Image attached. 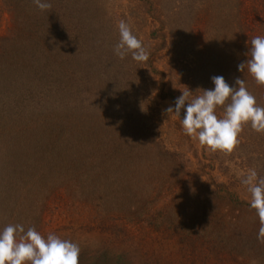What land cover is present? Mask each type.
<instances>
[{
	"label": "rangeland",
	"instance_id": "rangeland-1",
	"mask_svg": "<svg viewBox=\"0 0 264 264\" xmlns=\"http://www.w3.org/2000/svg\"><path fill=\"white\" fill-rule=\"evenodd\" d=\"M151 1L153 6L146 0H47L51 9L40 11L33 0H0V130L8 131L4 140L20 145L10 151L0 148V231L22 222L33 197L49 186L43 180L32 193L19 191L35 172L29 160L36 134L40 139L49 135L52 119H96L116 108L114 93L122 92L134 111L144 112L147 105L157 111V131L166 150L185 163L184 185L176 196L167 193L164 201L141 205L151 217L138 218L135 197L147 194L146 179L163 176L170 160L131 161L112 187L115 194L124 191L113 200L114 215L95 219L60 205L47 212L39 232L77 243L79 264H264L259 219L241 184L251 168L264 177V134L246 126L233 152H214L186 135L179 120L165 112L174 107L183 86L194 95L200 94L197 89L214 88L211 78L224 67L225 43L233 42L226 32V0H195L208 9L206 41L202 47L182 48L179 36L187 41L189 34L187 26H178L176 0ZM120 20L150 53L146 62L114 54ZM216 114L222 116L223 109ZM45 124V131H32ZM3 157L11 164H4ZM22 198L26 207L16 215ZM206 218L213 227L194 232V223Z\"/></svg>",
	"mask_w": 264,
	"mask_h": 264
},
{
	"label": "trees",
	"instance_id": "trees-1",
	"mask_svg": "<svg viewBox=\"0 0 264 264\" xmlns=\"http://www.w3.org/2000/svg\"><path fill=\"white\" fill-rule=\"evenodd\" d=\"M146 2L150 6L154 5L151 0ZM194 2L195 0L173 2L178 26L180 29L187 26L189 34L187 41L179 36L178 47L181 48L185 44L202 47L206 41L208 9L203 2ZM224 14L227 36L228 38L233 36V42L225 43L222 54L224 67L220 69L219 74L229 84L234 80L231 78L244 79L248 90L256 97L257 103L264 106V86L257 85L247 70L242 73L238 71V65L247 59L246 54L251 39L254 36H264V0H226ZM186 18L189 20L187 25H185ZM172 42L173 39L171 44ZM112 81L118 84L117 77ZM114 97L116 108H112V111H103L96 119L89 121L77 122L73 118L52 119L54 126L46 128L50 134L48 135L47 132L43 139L38 138L36 134L35 139H32L34 142L29 166H32L35 172H31L29 185L21 184L19 191L22 195L29 191L32 193L43 180L49 181V186H43V189L41 188L33 197L27 209V216L18 223L23 224L25 230L28 227H35L39 232L47 212L60 205L73 210L86 211L95 219L111 217V214H115L111 213L115 212V210L111 211L113 200L124 194L122 190L116 195V190L114 191L112 187L119 180V174L131 161L149 160L150 157H154L155 160L160 158L170 160L163 176L156 175L157 177L146 179L147 194L135 197L132 206L137 205L133 207L136 217L148 220L151 217L149 209L141 210V205L150 206L158 201H164L167 193L176 196V192L181 190L184 185L182 176H184L185 163L178 154L166 150L157 131L158 125L155 121L157 111L147 105L146 111L138 113L133 108H129L122 92L114 93ZM53 117L56 116L53 114ZM45 127L46 124L44 127H32V131L36 133L40 129L45 131ZM5 132L4 129L0 130L1 138ZM7 132L3 140H0V148L4 151L20 149L19 143L12 138L4 140ZM3 159L4 164H11L9 159L5 157ZM132 168L135 171L136 168ZM54 176L55 180H51ZM23 201L26 199L22 198L17 202L16 215L20 214L19 210L25 209ZM206 219L194 223L192 230L202 233L211 229L213 224Z\"/></svg>",
	"mask_w": 264,
	"mask_h": 264
},
{
	"label": "clouds",
	"instance_id": "clouds-1",
	"mask_svg": "<svg viewBox=\"0 0 264 264\" xmlns=\"http://www.w3.org/2000/svg\"><path fill=\"white\" fill-rule=\"evenodd\" d=\"M33 4L40 11H49L52 7L47 0H33ZM118 31L120 39L114 46V54L120 59L131 54L134 61L146 62L150 53L124 20L119 21ZM246 56L238 71L247 70L257 85L264 86V36L251 39ZM211 82L214 88L197 89L199 95L183 86L184 91H180L174 107L165 109L167 115L179 120L186 135L211 151L231 153L246 126L264 134V106L257 103L244 79L236 78L234 85H230L223 76H214ZM217 108L223 109L222 116L216 114ZM241 184L249 194L250 208L259 219L257 240L264 243V177L251 168L241 178ZM79 255L77 243L55 233L45 238L35 227L25 230L18 223L8 224L0 231V264H79Z\"/></svg>",
	"mask_w": 264,
	"mask_h": 264
}]
</instances>
